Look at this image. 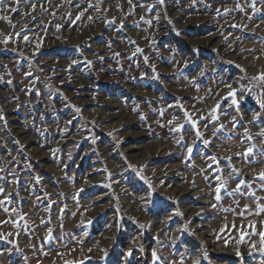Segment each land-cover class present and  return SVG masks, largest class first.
<instances>
[{
	"label": "rangeland",
	"instance_id": "374dc122",
	"mask_svg": "<svg viewBox=\"0 0 264 264\" xmlns=\"http://www.w3.org/2000/svg\"><path fill=\"white\" fill-rule=\"evenodd\" d=\"M0 17V264H264V0Z\"/></svg>",
	"mask_w": 264,
	"mask_h": 264
},
{
	"label": "snow or ice",
	"instance_id": "6c2138e0",
	"mask_svg": "<svg viewBox=\"0 0 264 264\" xmlns=\"http://www.w3.org/2000/svg\"><path fill=\"white\" fill-rule=\"evenodd\" d=\"M161 2H163V0H161ZM129 3H131V0H129ZM0 6H5V0H0ZM35 8V6H33V9ZM10 11L12 12H15L17 9L16 8H10L9 9ZM82 15V14H81ZM0 19H7V17H0ZM77 19H79V17H77ZM235 27V25H234ZM25 39H27V37H25ZM4 43H7V40L4 41ZM39 46V45H38ZM243 70V69H242ZM252 79L254 81H259L260 83L264 84V72L260 73L259 75L257 76H254L252 77ZM228 87L231 89V85H228ZM229 95H234V92H230ZM235 103V101H234ZM185 115L186 116H189V114L187 112H185ZM258 118L257 116H254L253 119H256ZM189 119H191V117L189 116ZM169 123H172L171 121ZM180 127L182 126H179L173 130H180ZM197 135H199V132H197ZM205 143H209V141H205ZM190 151V150H189ZM252 153V148H248V150L243 153L242 155L247 158L249 156V154ZM237 155H241L240 153H237ZM229 160H231V157L228 158ZM258 179L261 180V181H264V171H261L258 175ZM244 184V181H240L238 184H237V188L234 189V191H239L240 189V186ZM216 191V196H215V199L217 201H220L221 200V196H220V192H221V188L220 187H217L215 189ZM254 195V194H253ZM213 207H215V205H213ZM5 211H7V209H5ZM248 211V207L245 206L244 210L241 211L238 215L244 219V212H247ZM261 213H264V207L260 206L259 204H257V207H256V212H255V215L259 216ZM7 222V221H5ZM261 226L264 227V221H261ZM225 228H227V225H225ZM232 228L233 229H237V225L233 222L232 224ZM247 228L251 229L250 232L246 231L245 230V225L244 224H241L239 225V228H238V231L240 233V242H243L244 241V238L245 236H255V235H258L259 236V243H260V247H259V251L261 254H264V230H261V231H257V225L255 223H252V222H249L248 225H247ZM51 237H49L50 239ZM252 248L255 249L256 248V245L253 244L252 245ZM89 251H91V249H89ZM238 256L240 255L239 251H237L236 253ZM207 257L205 256V259ZM195 264H200L199 260H197L195 262Z\"/></svg>",
	"mask_w": 264,
	"mask_h": 264
}]
</instances>
